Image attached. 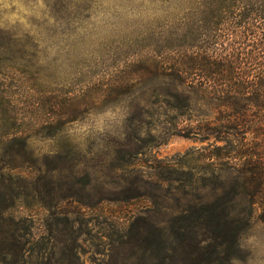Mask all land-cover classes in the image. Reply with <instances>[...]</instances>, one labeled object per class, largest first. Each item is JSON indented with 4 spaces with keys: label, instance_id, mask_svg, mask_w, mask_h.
I'll return each mask as SVG.
<instances>
[{
    "label": "rangeland",
    "instance_id": "1",
    "mask_svg": "<svg viewBox=\"0 0 264 264\" xmlns=\"http://www.w3.org/2000/svg\"><path fill=\"white\" fill-rule=\"evenodd\" d=\"M188 3L0 0V216L33 222L43 264H264L258 212L224 263L181 217L211 188L204 172L232 162L228 143L194 132L217 109L180 84L198 107L173 118L163 95L119 86ZM15 129L27 150L9 167Z\"/></svg>",
    "mask_w": 264,
    "mask_h": 264
},
{
    "label": "trees",
    "instance_id": "2",
    "mask_svg": "<svg viewBox=\"0 0 264 264\" xmlns=\"http://www.w3.org/2000/svg\"><path fill=\"white\" fill-rule=\"evenodd\" d=\"M187 1L166 35L159 32L152 55L141 54L138 72L125 76L119 86L133 94L138 84L139 96L147 99L149 91L156 100L163 95L166 114L174 110L173 118L192 117L198 107L188 91L177 89L180 84L217 109L216 116L206 117L194 132L228 143L226 153L232 162L218 172H204L202 185L211 183V188L199 203L189 202L181 217L204 228L200 241L214 242L216 258L224 263L239 250V238L256 212L264 221V145L252 140H264V0ZM22 133L15 129L7 135L17 144L9 167H18V156L27 150V136ZM247 136L252 138L241 142ZM145 181L150 182L147 177ZM145 215L138 211L133 219ZM0 219L8 233L0 237V264H43L40 245L30 244L33 222L18 226L13 215L6 214Z\"/></svg>",
    "mask_w": 264,
    "mask_h": 264
}]
</instances>
